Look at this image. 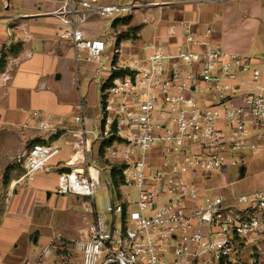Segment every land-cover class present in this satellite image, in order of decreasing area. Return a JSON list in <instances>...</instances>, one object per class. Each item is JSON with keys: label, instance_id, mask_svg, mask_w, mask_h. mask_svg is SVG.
I'll list each match as a JSON object with an SVG mask.
<instances>
[{"label": "built area", "instance_id": "2783aa9c", "mask_svg": "<svg viewBox=\"0 0 264 264\" xmlns=\"http://www.w3.org/2000/svg\"><path fill=\"white\" fill-rule=\"evenodd\" d=\"M136 7L63 0L51 13L55 34L85 50L88 61L100 62L107 44L87 37L84 25L93 14L112 19ZM183 37L173 52L149 43L145 55L110 65L96 129L85 127L84 107H77L83 143L70 170L58 175L57 191L85 198L91 215L79 242L82 264H261L253 251L242 257L240 248L261 232L264 190L213 195L206 182L226 166L243 165L242 153L264 148V58L224 51L189 31ZM39 123L47 128L44 119ZM86 135L101 144L104 158L121 164L129 192L118 198L109 189L106 204L108 212L121 215L120 228L108 231L97 211L99 182ZM57 152L33 142L13 160L31 180L50 172Z\"/></svg>", "mask_w": 264, "mask_h": 264}, {"label": "crops", "instance_id": "0c3cea01", "mask_svg": "<svg viewBox=\"0 0 264 264\" xmlns=\"http://www.w3.org/2000/svg\"><path fill=\"white\" fill-rule=\"evenodd\" d=\"M62 1L0 0V58L12 45L20 46L0 70V264H38L33 245L43 238L52 239L53 245L62 237L76 241L74 250L82 264L79 242L85 224L81 221L90 218L85 198L59 194L57 180L61 172L70 170V161L83 143L81 125L74 118L78 105L84 107L85 127L99 124L100 90L114 61L145 55L149 43L173 52L184 42L185 31L224 51L264 58V0H100L104 5L137 6L112 19L93 14L84 25L87 37L102 38L107 44L100 62L88 61L85 50L77 51L56 36L58 22L51 13ZM125 17L130 18L128 24H114ZM135 26L138 32L117 45L118 34ZM41 119L47 128L40 125ZM84 138L92 144L90 168L100 182L101 144L91 135ZM33 142L51 144L58 152L50 161V172L29 180L13 158ZM261 152L248 164L244 152L246 163L226 166L211 176L208 192L231 196L264 190V148L248 154ZM106 175L111 178V170ZM55 209L61 212L62 226L41 238L44 218ZM240 249L242 257L253 251L264 264V220L254 242Z\"/></svg>", "mask_w": 264, "mask_h": 264}, {"label": "rangeland", "instance_id": "374dc122", "mask_svg": "<svg viewBox=\"0 0 264 264\" xmlns=\"http://www.w3.org/2000/svg\"><path fill=\"white\" fill-rule=\"evenodd\" d=\"M99 121H100V117H99ZM92 128L96 129L97 127H92ZM246 154H247V164H248L250 160H255V159L258 160L262 152L256 156L249 155L248 151H246ZM245 163H246V160H245ZM113 167H117V169L119 170V167H121V164L118 162V160L110 161L104 157L102 158V166L101 168H99L102 175L100 177V182L95 192L97 211L100 214H104L108 231H110L112 227L120 228L122 226L121 215L114 216L113 213L108 212L106 210L107 200H109V189L113 193H116L118 198H125L126 193L129 192V189H127L123 184H121L119 186V190L115 192L113 188L112 179L109 178L108 175H106L107 170L108 169L111 170ZM259 170H261L260 167L259 168L256 167V171H259ZM93 173H94V170H92V174ZM81 211L83 214V209ZM60 214H61L60 210L55 209L51 212V214L49 215V217H47V219L46 217L44 218L45 221L42 224L43 226L42 234L41 233L38 234L39 236L41 235V238L45 236V233L52 234L60 230V227L62 226V223H60L61 221L58 218ZM81 224L82 225L85 224L86 226V221L84 223L82 219ZM59 232L62 233L61 231ZM51 242H52V239L43 238L39 240L38 243L33 245L32 249L34 250L35 254H37L36 261L38 262V264H81L80 253L74 250V244L76 243V241L71 242L62 237V240L59 241L58 243H54L52 245ZM47 247L51 248V251L47 256H43L42 251ZM254 250L255 248L253 249V251ZM22 264H25V263H22Z\"/></svg>", "mask_w": 264, "mask_h": 264}, {"label": "trees", "instance_id": "16d2710c", "mask_svg": "<svg viewBox=\"0 0 264 264\" xmlns=\"http://www.w3.org/2000/svg\"><path fill=\"white\" fill-rule=\"evenodd\" d=\"M130 21L129 17H125L122 19H115L114 24L118 23H123V24H128ZM139 30V26L135 27H130L127 31L120 32L117 37V45L119 44L120 41L126 39L127 37H130L131 35H135ZM20 49L19 45H12L10 47V50L8 52H4L0 58V70H2L7 62V57L8 55H14L16 54ZM123 74V72H116L114 76ZM121 171L117 169V167H113L111 169V179L113 182V188L115 192L119 190V186L123 184V180L121 178Z\"/></svg>", "mask_w": 264, "mask_h": 264}]
</instances>
